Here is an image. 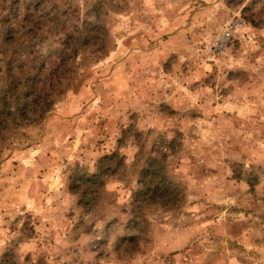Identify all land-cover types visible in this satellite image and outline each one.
<instances>
[{"label":"rangeland","instance_id":"374dc122","mask_svg":"<svg viewBox=\"0 0 264 264\" xmlns=\"http://www.w3.org/2000/svg\"><path fill=\"white\" fill-rule=\"evenodd\" d=\"M0 264H264V0H0Z\"/></svg>","mask_w":264,"mask_h":264},{"label":"trees","instance_id":"16d2710c","mask_svg":"<svg viewBox=\"0 0 264 264\" xmlns=\"http://www.w3.org/2000/svg\"><path fill=\"white\" fill-rule=\"evenodd\" d=\"M81 27L73 26L75 29L72 34H65L64 39L67 45H72L74 52L85 49L90 45L102 46L104 43V34L101 28L91 24L88 18H84ZM84 47V48H83ZM169 149L161 147L158 152L152 150L147 156L146 162L140 172V178L137 182L138 189L131 195V211L136 224L146 223V218L141 216L150 206L172 207L177 199L175 187L166 182L165 168L162 166L158 157L166 158ZM157 154L158 156H152ZM115 155L104 157L98 162L97 175L89 178L92 187L102 182L104 176L110 175V169L115 160Z\"/></svg>","mask_w":264,"mask_h":264},{"label":"built area","instance_id":"2783aa9c","mask_svg":"<svg viewBox=\"0 0 264 264\" xmlns=\"http://www.w3.org/2000/svg\"><path fill=\"white\" fill-rule=\"evenodd\" d=\"M231 36L232 34L229 31L222 34V36L216 42V48L223 49L224 47H226V44L230 40Z\"/></svg>","mask_w":264,"mask_h":264}]
</instances>
